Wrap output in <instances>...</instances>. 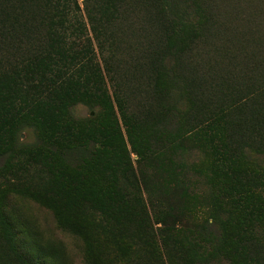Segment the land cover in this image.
<instances>
[{"label": "trees", "instance_id": "trees-1", "mask_svg": "<svg viewBox=\"0 0 264 264\" xmlns=\"http://www.w3.org/2000/svg\"><path fill=\"white\" fill-rule=\"evenodd\" d=\"M210 4L179 14L172 0H0V264H72L20 200L51 210L88 264H104L106 248L107 264H264L250 202L264 193V0L252 2L259 25L221 40L205 101L167 65L214 31ZM78 103L95 113L77 118ZM25 127L37 142H19ZM191 141L206 160L187 167L177 155ZM188 168L212 188L207 218L179 228L170 205L155 229L143 187L195 200Z\"/></svg>", "mask_w": 264, "mask_h": 264}, {"label": "rangeland", "instance_id": "rangeland-1", "mask_svg": "<svg viewBox=\"0 0 264 264\" xmlns=\"http://www.w3.org/2000/svg\"><path fill=\"white\" fill-rule=\"evenodd\" d=\"M205 1L209 3V0ZM235 1H237L238 6L242 8L243 12L240 9L236 11L237 5L233 4ZM172 2L174 4V12H178L179 14L184 12L185 9H188L190 12L194 9L193 0H172ZM212 2L214 6L210 4L211 7L209 9L213 10L214 13L213 17L216 24L214 31L208 34V38L205 42L202 40H195L192 43V47H190L186 53H182L180 56L170 57L167 60L168 67L185 76L195 89H197L198 94L204 101L211 96V93L214 92V87L219 83L217 82L218 72L216 69H218L220 63L224 60V56L221 54V40H227L226 37H233L238 32L236 29L237 25L239 30H241V28L250 27V23L252 25H259L261 21V16H256L252 12L254 8V4H252L253 0H250L251 5H248L245 0H212ZM235 16L239 17L237 22L234 20V18L236 19ZM223 22H225L227 28L224 29V32H219L218 27ZM141 30L142 26L140 25L136 30V34L140 35ZM151 40L152 37L149 38L150 42ZM97 55L98 61L102 63V55H100V53ZM224 61H226V59ZM108 85L110 87L109 82ZM109 89L111 91V87ZM138 101L137 98L135 106H137ZM72 112L77 118H86L93 115L95 110L84 103H78L72 108ZM123 131L125 132L124 128ZM37 140V134L32 127H25L19 133L20 143L30 144L37 142ZM195 145L196 142L193 141L187 143L181 154L177 155V160L184 162L187 167H190L192 163L204 162L206 160L205 154ZM132 156L134 165H136L135 159L137 155L133 154ZM1 162L2 159H0V163ZM187 171L190 173L191 178L195 180V184H193L191 188V193L195 194V200L192 197L184 200L182 196L173 197L172 194L161 195L160 193L159 197L156 198L150 195L149 191L147 189L145 190L143 187V198L150 215L147 219L152 223L155 229L161 226L160 223H157L159 213L166 211L170 205L173 206L172 211L175 214L173 219L179 228L193 227L207 218L206 215L208 214L206 212L205 203L208 201V195L211 193L212 188L203 177L194 173L193 170L188 168ZM30 178L31 180L37 178L35 171L30 174ZM250 202L260 213L263 212L262 218L264 219V193L259 194L258 198H253V201ZM19 203L23 207L25 216L34 218L32 219L36 221L37 227L43 238L46 240H55L64 246V251L67 256L71 258L72 264H88L83 258V241L78 236L59 227L55 215L51 210L31 200H20ZM89 219L93 220L91 217H89L88 220ZM95 228L96 227H94V229ZM97 230L99 232V229ZM261 233H263L262 235L264 237V222ZM159 244L158 241L157 245ZM98 254L99 257L105 261L104 264H107V257L113 259L115 257L112 248L101 250ZM136 254L140 253L136 251ZM152 254L149 252L148 256L151 257Z\"/></svg>", "mask_w": 264, "mask_h": 264}]
</instances>
